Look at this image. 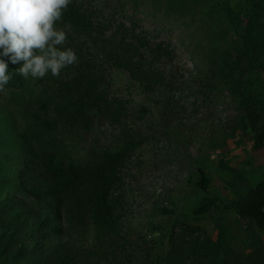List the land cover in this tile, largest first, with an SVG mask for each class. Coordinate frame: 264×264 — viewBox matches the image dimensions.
<instances>
[{
	"label": "rangeland",
	"instance_id": "1",
	"mask_svg": "<svg viewBox=\"0 0 264 264\" xmlns=\"http://www.w3.org/2000/svg\"><path fill=\"white\" fill-rule=\"evenodd\" d=\"M85 3L171 50V82L163 94L143 90L124 72L108 73V94L125 102V126L138 142L119 168L126 240L118 252L124 264H156L165 257L172 264H264V231L251 220L220 207L194 214L206 199L239 202L264 180V149H253L247 131L251 122L264 120V73L248 68L226 12L239 10L243 0ZM54 88L46 74L0 91V200H32L16 179L25 159L37 162L40 154L57 152L85 163L94 150L119 148L108 122L70 137L38 127L30 111L49 98L53 116ZM198 169L208 177L206 191L197 186ZM92 235L88 229L76 237L82 254L96 250ZM84 254L83 264L112 262Z\"/></svg>",
	"mask_w": 264,
	"mask_h": 264
},
{
	"label": "trees",
	"instance_id": "2",
	"mask_svg": "<svg viewBox=\"0 0 264 264\" xmlns=\"http://www.w3.org/2000/svg\"><path fill=\"white\" fill-rule=\"evenodd\" d=\"M243 2L239 10L226 9L227 20L239 38L248 68L264 73V0ZM55 27L66 32L62 47L74 50L77 61L58 76L49 74L54 78L56 109L50 116L51 100L36 101L30 111L34 123L70 137L89 131L97 121L108 122L118 132L119 148L94 150L85 163L63 160L57 152L42 153L37 162L25 159L16 179L18 187L33 197L0 200V264H83L84 253L111 260L108 264H124L125 257L118 252L119 243L126 240L119 168L138 142L135 132L125 126V102L108 94V73L124 72L143 90L163 94L171 82L166 65L171 50L141 31L113 24L85 0H71ZM18 67L19 63H8L11 79L5 87L25 83L15 71ZM247 131L253 149H264V120L251 122ZM24 147L32 152L31 145ZM198 173L197 186L206 191L208 177L201 169ZM214 207L249 219L264 231V180L239 202L206 199L194 214L205 215ZM88 229L96 250L82 254L76 237ZM155 263L172 264L166 257Z\"/></svg>",
	"mask_w": 264,
	"mask_h": 264
},
{
	"label": "clouds",
	"instance_id": "3",
	"mask_svg": "<svg viewBox=\"0 0 264 264\" xmlns=\"http://www.w3.org/2000/svg\"><path fill=\"white\" fill-rule=\"evenodd\" d=\"M70 3L0 0V91L11 79L8 63H19L15 71L23 78L38 79L46 74L58 76L77 61L74 50L62 47L66 32L55 27Z\"/></svg>",
	"mask_w": 264,
	"mask_h": 264
}]
</instances>
